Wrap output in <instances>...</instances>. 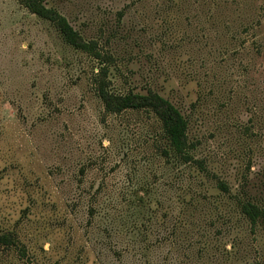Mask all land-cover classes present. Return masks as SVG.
<instances>
[{
    "label": "rangeland",
    "instance_id": "obj_1",
    "mask_svg": "<svg viewBox=\"0 0 264 264\" xmlns=\"http://www.w3.org/2000/svg\"><path fill=\"white\" fill-rule=\"evenodd\" d=\"M43 1L115 52L110 91L182 111L207 170L162 156L148 113H106L99 63L0 0V230L17 239L0 264H264V223L237 206H264V0L219 1L216 32L210 0ZM251 16L262 25L224 55L225 24Z\"/></svg>",
    "mask_w": 264,
    "mask_h": 264
},
{
    "label": "trees",
    "instance_id": "obj_2",
    "mask_svg": "<svg viewBox=\"0 0 264 264\" xmlns=\"http://www.w3.org/2000/svg\"><path fill=\"white\" fill-rule=\"evenodd\" d=\"M29 12L38 18L49 21L59 32L63 41L76 51L87 54L96 60L100 67L99 72L94 76V84L96 92L101 99L105 111L108 114L120 115L128 110L143 111L153 116L160 124L162 138L164 143L158 146L162 156L166 159H175L183 165H196L201 171H206L204 161L196 159L195 145L189 139V120L182 111L169 99L162 96L154 90H148L145 93L134 90L128 93H115L110 91L109 72L110 68L116 63V54L112 49L103 45L98 40L85 39L70 24L66 17L59 13L56 9L48 7L43 0H17ZM221 0H210V30L219 31L218 16L215 11L222 5ZM258 20V21H257ZM245 23V24H244ZM241 23V27L226 25L227 42L224 47V55L239 54L241 49L245 48L253 36L255 25H262V19L258 16H251ZM226 37V36H225ZM254 38H257L255 33ZM258 41L252 39V44ZM220 189L228 193V187L223 183H219ZM248 196V195H246ZM136 198L139 202H143L142 198ZM141 200V201H140ZM237 206L240 213L252 226L264 223V206L256 199H247L238 197ZM91 215H93L92 209ZM17 239L9 232L0 230V245L6 248L16 246ZM257 264V263H249Z\"/></svg>",
    "mask_w": 264,
    "mask_h": 264
}]
</instances>
